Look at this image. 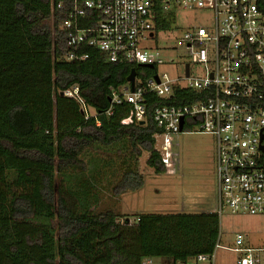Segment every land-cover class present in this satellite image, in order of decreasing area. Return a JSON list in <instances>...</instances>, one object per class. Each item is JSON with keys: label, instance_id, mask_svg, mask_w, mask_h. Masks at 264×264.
I'll list each match as a JSON object with an SVG mask.
<instances>
[{"label": "trees", "instance_id": "16d2710c", "mask_svg": "<svg viewBox=\"0 0 264 264\" xmlns=\"http://www.w3.org/2000/svg\"><path fill=\"white\" fill-rule=\"evenodd\" d=\"M259 8L264 13V0ZM65 18L52 0H0V264H178L212 255L221 234L214 212L141 215L136 222L114 210L93 212L101 182L116 198L143 187L144 152L149 168L166 173L155 148V110L198 95L147 93L144 121L124 124L133 106L111 104L112 90L127 86L133 69L144 80L157 70L112 63L94 48L82 51L84 61H67ZM172 20L160 17L157 32ZM74 86L94 111L88 118L61 95ZM121 146L123 158L92 160L93 170L82 159L89 149Z\"/></svg>", "mask_w": 264, "mask_h": 264}, {"label": "built area", "instance_id": "2783aa9c", "mask_svg": "<svg viewBox=\"0 0 264 264\" xmlns=\"http://www.w3.org/2000/svg\"><path fill=\"white\" fill-rule=\"evenodd\" d=\"M52 8L66 13L62 28L70 48L67 61H84L88 55L82 51L94 48L112 63L157 70L146 80L136 77L134 92L129 83L112 90L111 104L127 101L133 106L124 124L144 121L147 93L169 99L188 89L198 95L193 103L155 110L161 130L155 135V148L165 172L173 174L178 168L175 135L195 130L210 134L216 143L219 185V208L214 213L221 217L228 209L233 214L264 215V13L259 0H52ZM176 8L213 14L210 27H193L181 41L192 64L204 68L202 77L192 76L191 65L183 79L159 74L165 62L152 51L157 23ZM63 93L89 117L91 109L79 86ZM221 248L236 255L235 264H264V247L252 246L244 235L236 236L232 248L223 246L219 237L212 255L178 264H216ZM143 264L155 260L147 258Z\"/></svg>", "mask_w": 264, "mask_h": 264}, {"label": "rangeland", "instance_id": "374dc122", "mask_svg": "<svg viewBox=\"0 0 264 264\" xmlns=\"http://www.w3.org/2000/svg\"><path fill=\"white\" fill-rule=\"evenodd\" d=\"M172 12L173 14L170 12L166 14V19L169 15L173 16L170 29L157 33L155 48L152 49L153 52H159L165 62L160 67L159 74L162 76L167 73L172 79H183L186 74V65L189 64L192 76L202 77L205 72L204 68L192 64L188 50L181 41L186 31L193 27H210L213 23V14L208 10L187 11L180 8ZM93 112L91 109V113ZM174 140L177 145L178 168L173 174L156 173L149 168L147 160L150 155L144 152L138 164L139 171L144 178L143 187L136 192H129L116 198L107 186L108 181L105 180L96 187L101 201L93 212L114 210L136 222L141 215H196L202 212L217 211L219 185L214 137L195 130L175 135ZM118 148L89 149L82 159L88 163L89 169L93 170V161L108 160L115 156L123 158L124 155L119 150L120 148L123 151L126 150L122 146ZM120 162L117 160L113 167L114 170H111L114 176L120 170ZM220 226L221 244L225 247H234L237 235L247 236L252 246L264 247V215L233 214L225 209L220 217ZM235 260L234 253L223 248L217 251L216 264H235ZM155 264H160V260H155Z\"/></svg>", "mask_w": 264, "mask_h": 264}, {"label": "water", "instance_id": "95a60500", "mask_svg": "<svg viewBox=\"0 0 264 264\" xmlns=\"http://www.w3.org/2000/svg\"><path fill=\"white\" fill-rule=\"evenodd\" d=\"M148 68H152V66H146ZM189 69H190V66L189 64L186 65V76L188 77L189 76ZM136 77H137V72L135 69L132 70L130 76L128 77V83L130 84V88H131V91L134 92L135 91V81H136ZM156 81L159 83V78L158 77H155ZM62 96L64 95V93L61 94ZM110 101H112L110 99ZM183 124H184V121H182L181 123V129L183 128Z\"/></svg>", "mask_w": 264, "mask_h": 264}, {"label": "crops", "instance_id": "0c3cea01", "mask_svg": "<svg viewBox=\"0 0 264 264\" xmlns=\"http://www.w3.org/2000/svg\"><path fill=\"white\" fill-rule=\"evenodd\" d=\"M210 212H214V211H210Z\"/></svg>", "mask_w": 264, "mask_h": 264}]
</instances>
